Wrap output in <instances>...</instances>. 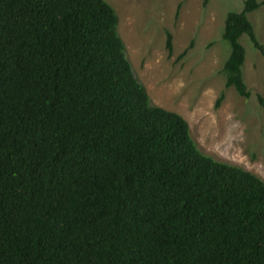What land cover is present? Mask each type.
Segmentation results:
<instances>
[{
    "label": "trees",
    "instance_id": "16d2710c",
    "mask_svg": "<svg viewBox=\"0 0 264 264\" xmlns=\"http://www.w3.org/2000/svg\"><path fill=\"white\" fill-rule=\"evenodd\" d=\"M260 8L225 22L244 99ZM118 28L106 0H0V264H264V181L151 105Z\"/></svg>",
    "mask_w": 264,
    "mask_h": 264
},
{
    "label": "rangeland",
    "instance_id": "374dc122",
    "mask_svg": "<svg viewBox=\"0 0 264 264\" xmlns=\"http://www.w3.org/2000/svg\"><path fill=\"white\" fill-rule=\"evenodd\" d=\"M106 1L117 12L127 58L151 105L182 116L204 155L264 181V109L257 101L264 97V56L247 37L241 40L250 99L227 89L223 74L231 53L223 38L226 18L241 13L246 0H210L207 6L204 0ZM249 18L264 45V8Z\"/></svg>",
    "mask_w": 264,
    "mask_h": 264
}]
</instances>
